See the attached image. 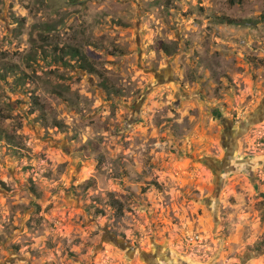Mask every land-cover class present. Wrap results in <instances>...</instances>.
Listing matches in <instances>:
<instances>
[{"label": "rangeland", "instance_id": "374dc122", "mask_svg": "<svg viewBox=\"0 0 264 264\" xmlns=\"http://www.w3.org/2000/svg\"><path fill=\"white\" fill-rule=\"evenodd\" d=\"M0 264H264V0H0Z\"/></svg>", "mask_w": 264, "mask_h": 264}, {"label": "trees", "instance_id": "16d2710c", "mask_svg": "<svg viewBox=\"0 0 264 264\" xmlns=\"http://www.w3.org/2000/svg\"><path fill=\"white\" fill-rule=\"evenodd\" d=\"M226 21H229L230 24H233V23H236L237 22V20H234V19L226 20ZM66 48L67 47H65V48H59V53H58L59 59H61V60L63 59L61 54L68 53V55H70L71 57H76V60L78 61L80 68L86 70V68H85L86 66L85 65H87V69H89L91 71L93 70L87 64L86 57L79 52L78 48H73L72 50H69V49H66ZM158 48L161 49V50H163L166 53H169L170 52L168 46L164 45L163 43H159L158 44ZM56 54H57V48H54V51H53V56H54L53 59L54 60L57 59V56H55Z\"/></svg>", "mask_w": 264, "mask_h": 264}]
</instances>
